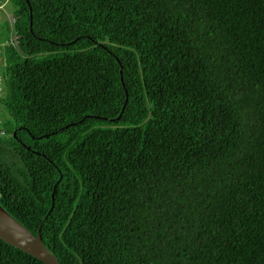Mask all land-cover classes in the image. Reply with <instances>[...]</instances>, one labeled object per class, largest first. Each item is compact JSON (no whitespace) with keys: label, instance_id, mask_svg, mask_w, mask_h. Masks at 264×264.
<instances>
[{"label":"trees","instance_id":"trees-1","mask_svg":"<svg viewBox=\"0 0 264 264\" xmlns=\"http://www.w3.org/2000/svg\"><path fill=\"white\" fill-rule=\"evenodd\" d=\"M5 2L0 207L59 264H264V0Z\"/></svg>","mask_w":264,"mask_h":264},{"label":"water","instance_id":"water-1","mask_svg":"<svg viewBox=\"0 0 264 264\" xmlns=\"http://www.w3.org/2000/svg\"><path fill=\"white\" fill-rule=\"evenodd\" d=\"M0 240L10 247L33 257L42 264H59L57 259L42 244L38 231L33 236L1 207Z\"/></svg>","mask_w":264,"mask_h":264},{"label":"built area","instance_id":"built-area-1","mask_svg":"<svg viewBox=\"0 0 264 264\" xmlns=\"http://www.w3.org/2000/svg\"><path fill=\"white\" fill-rule=\"evenodd\" d=\"M0 7H1V6H0ZM8 21L10 22V25H11V26L14 24V18H9ZM17 40H18L17 35H16L14 32H11V33L9 34L8 39H7L6 41H4V43H1V42H0V49H1V47H2L3 44H9V45H13V46H15L16 43H17ZM0 134H3V132L1 131Z\"/></svg>","mask_w":264,"mask_h":264},{"label":"rangeland","instance_id":"rangeland-1","mask_svg":"<svg viewBox=\"0 0 264 264\" xmlns=\"http://www.w3.org/2000/svg\"><path fill=\"white\" fill-rule=\"evenodd\" d=\"M11 8L13 7L10 4L3 3L2 8H0V23L5 20L6 18L9 19L11 18Z\"/></svg>","mask_w":264,"mask_h":264}]
</instances>
